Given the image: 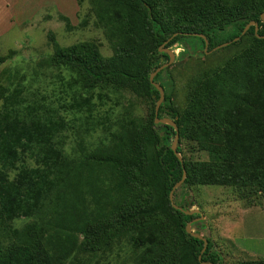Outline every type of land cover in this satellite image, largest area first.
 <instances>
[{
  "label": "trees",
  "instance_id": "obj_1",
  "mask_svg": "<svg viewBox=\"0 0 264 264\" xmlns=\"http://www.w3.org/2000/svg\"><path fill=\"white\" fill-rule=\"evenodd\" d=\"M83 1L77 0L79 5ZM87 1L113 54L102 56L93 42L61 47L49 33L53 53L43 60L45 66L77 73L75 82L87 92L106 82L155 102L159 91L149 75L168 60L159 47L170 37L166 47L190 33L204 48V39L192 34L200 33L209 49L238 36L235 44L248 39L190 86L182 111L171 105L166 69L153 77L164 91L158 117L168 114L180 140L220 145L223 157L181 162L170 145L175 130L155 124V108L147 122L137 117L118 122L87 154L69 156L56 141L66 126L57 111L42 103L23 105L22 88L6 93L7 87L1 86L0 225L3 238L10 240L0 239V264H80L123 239L134 250L132 264H224L209 237L198 258L203 240L185 227L199 215L173 207L169 192L183 170L185 185L264 192V0ZM62 17L70 28L68 17ZM250 21L257 22L258 30L251 25L241 35ZM6 58L0 56V62ZM69 108L92 112L88 97L74 99ZM176 149L180 154L181 148ZM26 157L35 166L21 167L8 179L4 170L16 168ZM20 216L32 220L8 230ZM240 264H264V258Z\"/></svg>",
  "mask_w": 264,
  "mask_h": 264
},
{
  "label": "rangeland",
  "instance_id": "obj_2",
  "mask_svg": "<svg viewBox=\"0 0 264 264\" xmlns=\"http://www.w3.org/2000/svg\"><path fill=\"white\" fill-rule=\"evenodd\" d=\"M1 4L0 56L7 58L0 62V87H7L6 93L15 87L22 88L20 96L24 100L23 105L42 103L56 110L66 125L57 135L56 141L69 156L87 154L104 140L105 135L109 136L105 130L113 129L118 122L132 117L147 122L152 117L156 101L144 95H137L127 87L117 88L106 82L87 92L81 82H75L77 73H70L64 67L43 65V60L53 53L49 33H52L61 47L93 42L102 56L113 54L111 43L102 26L96 23V16L87 0L80 5L77 0H17L16 9L13 0L8 2L10 7L5 8L4 1ZM14 12L15 15L8 19ZM62 16L68 17L70 28H67ZM183 39V42L167 47L172 50L174 57L164 67V77L172 82L169 89L171 105L178 111L186 106L190 86L208 76L213 69L248 44V39L244 38L239 44L232 42L213 50L207 47L205 50L197 38L189 35ZM190 45L196 53L193 50L190 52ZM10 50L13 52L10 53ZM167 61L164 60V63ZM84 97L90 101L91 114L84 108L79 111L69 108L74 99ZM163 101L164 98L160 105ZM162 117L169 116L165 112ZM177 146L181 148L180 155L185 160L207 161L223 157V149L218 144L178 138ZM15 165L16 168L4 170L8 179L14 178L21 167L35 166V162L26 157L24 162L19 160ZM186 201L189 202L187 205ZM173 202L203 213L204 219L193 221L191 229L213 241L224 264H240L243 260L264 258L263 220L253 224V220L246 217L236 222L230 218L232 214H228L234 207L233 213L240 217L243 216L242 208L250 205L264 207V192L234 186L181 184L174 191ZM224 215L227 218L223 220ZM31 220V217H16L9 223L8 230L19 229ZM234 222V237L238 247L226 232L227 224L232 227ZM3 231L0 225V239L10 240L3 238ZM134 256L133 248L123 239L105 251L99 250L85 257L87 262L80 264H132Z\"/></svg>",
  "mask_w": 264,
  "mask_h": 264
},
{
  "label": "water",
  "instance_id": "obj_3",
  "mask_svg": "<svg viewBox=\"0 0 264 264\" xmlns=\"http://www.w3.org/2000/svg\"><path fill=\"white\" fill-rule=\"evenodd\" d=\"M261 19H262L263 22H264V14H261ZM251 25L254 26V28H255V32L258 30V24H257V22H255V21H250V22H248L247 25L244 27L243 31L241 32V35H243ZM185 34H186V35H190V33H185ZM192 34L195 35V36H198V37H202V38L204 39V41H205V46H204V48H205V50H206V48L208 47V41L205 39V36H204L203 34H200V33H192ZM263 37H264V36H263ZM239 38H240V36L235 37L234 39H232V41H227V42H224V43H222V44H219V45H217L216 47H214L213 49H216V48H219V47H222V46H226V45L230 44L231 42H235V41H237ZM170 39H171V37H170L168 40H166L164 43H162V45L159 47V51H160V52H165V53L168 54V57H169V58H168V61L165 62V63H162V64L159 65V66H158L153 72H151L150 75H149V80L152 82V84H153V85L158 89V91H159V98H158L157 101H156L155 109H154V116H155V117H154V122H155V124H158V123L169 124V125H171V126L173 127V129L175 130V136H174V139H173L172 144H171V149H172V151L174 152V154L177 156V158L182 162V157H181V155L178 153V151H177V149H176V142H177V140H178V138H179V135H178V128H177V126H176V123H175L172 119H170L169 117H160V118L158 117V109H159V105H160V103L162 102V100H163V98H164V91H163L162 87H161L160 85H158V83L153 82V76L156 75L159 71H161L164 67H166V66H167V65L173 60L174 54H173L172 50H170L169 48L165 47V44H166ZM213 49H212V50H213ZM185 177H186V172H185V170H183V173H182V177H181V179H180L177 183H175V184L173 185L171 191L169 192V199H170V201H171L173 207H175L176 209H179V210H183V212H184L185 214H193V213H197V214L199 215L198 217H196V218L193 219L192 221L187 222L186 227H185V230H186V232L189 233L191 236L203 240V247H202V250H201V252H200V254H199V256H198V258L200 259V258H201V254L204 252V250H205L206 247H207V240H206V238H205L202 234L193 231V230L191 229V225H192L193 221H201V220H203V219H204V215H203V213H202L200 210H198V209L185 210L183 207H181V206H179V205H176V204L173 202V193H174L175 189H176L179 185H181V184L183 183Z\"/></svg>",
  "mask_w": 264,
  "mask_h": 264
},
{
  "label": "crops",
  "instance_id": "obj_4",
  "mask_svg": "<svg viewBox=\"0 0 264 264\" xmlns=\"http://www.w3.org/2000/svg\"><path fill=\"white\" fill-rule=\"evenodd\" d=\"M2 1H4V4H5L4 7H5V8L10 7L9 4H8V2H9L10 0H0V10L2 9V4H1ZM25 1H26V0H25ZM16 4H17V0H13V6H14L15 9H16V7H17ZM13 15H15V12L12 13L10 16H8V19L12 18ZM9 22H10V20H9ZM10 23H11V22H10ZM234 208H235V207H234ZM234 208H233V210H234ZM256 208H258L259 211H257ZM233 210H232L231 213L228 212V214H232V217H230V218H231V219L233 218V220H237L236 222H238V220H240L241 218L245 219L246 217H248V219L251 218V219L253 220V224H254L256 221L259 222V221H262V220H263V222H264V207H257V206L255 207V206H253V205H250V206H248V207L242 208V209H241L242 214H243L242 217H240V215L238 216L236 213H233V212H234ZM225 217L227 218V216L224 215L223 220L225 219ZM236 222H234V225H233L232 227H230V224H227V227H228V228L226 229L227 235L230 237V239H231L233 242H235L234 232H236V231H235V229H236V225H235V223H236ZM243 222H244V220H243ZM246 223H247V221L245 222V231H246ZM242 229H243V226H242ZM241 231H242V230H241ZM234 245H236V246L238 247V245H237L236 242H235Z\"/></svg>",
  "mask_w": 264,
  "mask_h": 264
}]
</instances>
